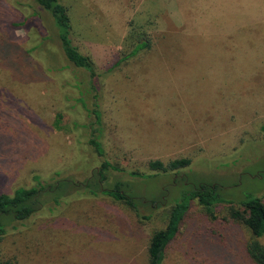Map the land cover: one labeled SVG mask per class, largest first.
I'll use <instances>...</instances> for the list:
<instances>
[{
	"label": "rangeland",
	"instance_id": "obj_1",
	"mask_svg": "<svg viewBox=\"0 0 264 264\" xmlns=\"http://www.w3.org/2000/svg\"><path fill=\"white\" fill-rule=\"evenodd\" d=\"M60 1L72 44L95 66L101 141L118 168L109 183L127 182L138 211L82 185L101 163L75 101V79L88 76L64 58L52 18L34 0H0V191L35 174L73 181L12 224L0 263L149 264L153 233L204 184L227 202L191 200L162 264H254L251 233L230 210L264 203V0ZM132 28L152 46L116 65ZM182 158L191 163L175 172L148 166Z\"/></svg>",
	"mask_w": 264,
	"mask_h": 264
},
{
	"label": "trees",
	"instance_id": "obj_2",
	"mask_svg": "<svg viewBox=\"0 0 264 264\" xmlns=\"http://www.w3.org/2000/svg\"><path fill=\"white\" fill-rule=\"evenodd\" d=\"M34 1L52 18L64 58L75 68L85 71L88 76L86 82L75 79L74 88L78 92L75 101L92 119V122L83 124L82 126L88 131V146L92 149L93 153L101 159V163L99 169L86 179L82 185L85 184V187L89 189L92 194L108 196L112 200L121 202L137 212L139 204H137L135 198L130 195V185L123 181H115L112 184L109 183V173L111 171H118V168L105 158L106 154L101 141L103 131L102 113L99 110L98 104L100 95L94 63L90 57L82 54L78 48L72 44L70 39V17L67 8L61 1ZM127 41V50L123 52L116 65L136 57L139 53L149 50L152 46L150 43L151 41L145 37L142 32L136 31L134 28H132ZM87 99L92 100L91 108H89L86 103ZM62 119L63 115L58 113L54 121L55 128H61ZM190 163L189 159L182 158L167 163H163L159 160L150 161L148 166L152 171L168 173L187 168ZM132 175H135V173H132ZM41 176L43 175L35 174L30 177L29 180L33 181L31 186L21 184L11 188L10 191H0V239L7 233L11 226H14L12 225L13 223L26 221L40 210L44 202L42 199L43 195L56 192L62 185L69 186L70 188L73 186V181L71 180L61 179L56 183H48V179L45 181L41 179ZM186 197V201L172 207L165 227L155 231L151 236L147 250L149 264L163 263L165 251L178 234L188 209V203L191 200L196 199L204 208L227 202V200L221 198V193L218 192V187L215 185L200 184L190 190ZM228 203H231V201H228ZM151 205L155 208L157 202L154 201ZM242 205L244 207L243 210L231 208L230 217L233 221L241 223L244 228L251 233L252 240L246 246V252L249 258L254 264H264V246L259 242V239L264 238V203L259 198L252 197L243 201Z\"/></svg>",
	"mask_w": 264,
	"mask_h": 264
}]
</instances>
